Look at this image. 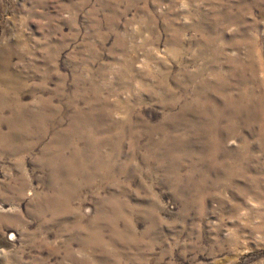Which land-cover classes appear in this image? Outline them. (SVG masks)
Here are the masks:
<instances>
[{"label": "rangeland", "instance_id": "374dc122", "mask_svg": "<svg viewBox=\"0 0 264 264\" xmlns=\"http://www.w3.org/2000/svg\"><path fill=\"white\" fill-rule=\"evenodd\" d=\"M0 264H264V0H0Z\"/></svg>", "mask_w": 264, "mask_h": 264}]
</instances>
